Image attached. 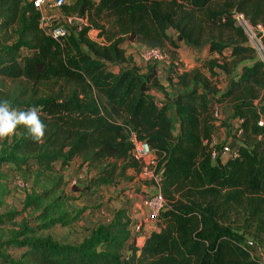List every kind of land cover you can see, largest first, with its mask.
<instances>
[{
    "label": "trees",
    "instance_id": "trees-1",
    "mask_svg": "<svg viewBox=\"0 0 264 264\" xmlns=\"http://www.w3.org/2000/svg\"><path fill=\"white\" fill-rule=\"evenodd\" d=\"M234 10L251 24L264 26V0H100L96 5L87 0L86 26L55 41L41 30L40 13L30 3L0 0V101L23 111L37 108L45 125L39 141L23 126L0 139V169L21 172L25 167L50 185L41 195L28 194L24 208L48 197L52 204L61 202L54 196L64 185L61 170L74 159L95 172L88 190L113 185L130 170L139 172L141 164L132 157L133 137L145 141L163 167L165 207L158 231L132 236L126 208L117 209L107 224L90 228L77 245L27 238L30 227L24 226L6 242L23 249L20 260L260 264L227 222L234 212L264 224V150L261 143L247 144L264 139L254 103L264 97V67L232 19ZM92 30L97 31L95 40L89 36ZM176 42L216 56L201 60V69L177 74L180 91L173 100V119L165 103L159 107L151 94L159 86L155 66L139 73L124 46L170 47L173 64ZM218 72L232 78L224 92L210 95ZM223 104L230 105L232 121L242 120V135L237 158L213 165L204 142L215 133L214 107ZM11 216L0 215V224ZM43 218L45 214L39 220ZM76 220L54 219L48 226ZM0 259L8 263L2 255Z\"/></svg>",
    "mask_w": 264,
    "mask_h": 264
},
{
    "label": "rangeland",
    "instance_id": "rangeland-1",
    "mask_svg": "<svg viewBox=\"0 0 264 264\" xmlns=\"http://www.w3.org/2000/svg\"><path fill=\"white\" fill-rule=\"evenodd\" d=\"M67 5L63 6L59 11L68 16H75L78 7L79 0H65ZM100 0H91L93 4H98ZM90 38L97 39V31L92 30L89 33ZM3 41V33L0 32V43ZM97 41H102L98 39ZM125 47V46H124ZM127 52L131 51L130 54L136 56L138 51L135 47L124 48ZM181 53L187 52L190 57H193L195 48H189L186 45L180 47ZM183 50V51H182ZM165 52L170 56L172 52L171 48L165 49ZM200 52V51H199ZM199 52H196L199 54ZM128 58L129 53H127ZM204 56H197L196 59L182 58V54H176L177 62L180 67H174L172 64L165 65L164 67L156 71L157 80L159 86L156 90H153L156 95V100H166L165 105L169 109V113L172 112L171 102L166 96L177 90L176 77L177 74H181L185 71L193 68H199L202 66L200 59ZM255 57V55H254ZM245 63V62H244ZM131 64V62H130ZM139 73L144 74L145 69L142 70L138 67ZM208 75V72H205ZM225 83L224 75L218 72L216 77L212 79L211 85L212 90H217V87H221V84ZM3 84L8 87L11 84L8 81H4ZM219 87V88H220ZM211 90V91H212ZM165 95V96H164ZM218 119L216 122H220L221 113L218 112ZM224 125V122L219 123L215 129L217 137L221 143H225L229 136V128ZM174 133L176 134V128ZM8 137L4 138L7 139ZM2 139V140H4ZM248 141H246L247 143ZM256 143H261V148L264 150V139L257 138L249 141L247 144L253 146ZM56 169L59 165L55 166ZM64 185L61 190L57 191L54 196H59L61 202L52 204V197L43 198L36 204L24 208L25 197L30 194L31 196H38L47 189L50 185L45 177H39L36 175V171L22 168L21 172L16 170H8L4 167L0 169V215L12 214L10 219H2L0 224V255L8 262L7 264H30L24 260H20L23 249H17L13 245H7L12 236L18 234L24 226H29L31 233L25 235L27 238L34 239H49L57 244H68L77 245L82 242L87 236L88 231L93 226L98 224H107L114 215V207H118L116 201L121 197L123 198V204L128 203V197L139 195V201L142 207V198L144 197L145 186L149 184L148 181L142 180L139 176V172L130 170L126 174V178L121 179L107 187L106 193L100 188L88 190V183L95 174L94 171L90 170L89 167L79 164L70 170V167L63 168L61 170ZM22 179L26 184L24 188H18L15 184L17 179ZM151 185V183H150ZM110 188V189H108ZM144 188V189H143ZM87 195V196H86ZM105 206L107 208L105 209ZM119 209V208H118ZM114 211V212H113ZM42 220H39L41 216H44ZM129 214V213H128ZM261 216L264 221V210ZM130 215V214H129ZM130 217V216H129ZM63 222L77 218L76 222L69 224L62 223H51L54 219H61ZM228 225L238 235L243 236V246H245L255 257L260 264H264V224L260 225L255 220H249L244 218L243 213H232ZM155 229L150 228L147 232L152 229L159 230V224L151 223ZM261 226V227H260ZM19 238V240H21ZM128 252V250H127ZM1 260V259H0Z\"/></svg>",
    "mask_w": 264,
    "mask_h": 264
},
{
    "label": "built area",
    "instance_id": "built-area-1",
    "mask_svg": "<svg viewBox=\"0 0 264 264\" xmlns=\"http://www.w3.org/2000/svg\"><path fill=\"white\" fill-rule=\"evenodd\" d=\"M30 3L35 10L40 13L39 25L43 33L55 41L69 37L71 34L76 35L81 31L83 26H86V20H78L75 16H68L60 13V9L67 5L65 0H25ZM232 19L237 27H239L246 37V45L253 49L255 53V60L263 64L264 67V26L262 24H251L245 16L237 11L232 12ZM133 64L146 70L148 66H155L161 63L172 64L168 54L157 47L142 46L136 52V56H131ZM174 67H180L177 60L173 62ZM255 105L260 111V118L257 122L258 126L264 127V97L255 100ZM159 107H162V102H157ZM219 106L214 107L213 116L217 120ZM242 120L237 119L234 124L230 125L228 140L221 143L212 136L209 141H205L210 155V161L213 165H222L230 159L237 158V149L240 146L242 129L240 124ZM230 141H235L236 147L231 145ZM133 150L132 157L141 164L139 176L144 181H148L144 197L142 198L143 217L136 223L131 224L132 236H146L143 232V219L153 224L158 223L160 212L165 207V200L161 192V176L163 174V167L158 165L156 156L145 141H138L135 137L132 138ZM151 183V185H150ZM18 188L26 187L22 179H17L16 184ZM155 231V230H154ZM152 232V231H151ZM127 249L124 250L123 255H127Z\"/></svg>",
    "mask_w": 264,
    "mask_h": 264
},
{
    "label": "crops",
    "instance_id": "crops-1",
    "mask_svg": "<svg viewBox=\"0 0 264 264\" xmlns=\"http://www.w3.org/2000/svg\"><path fill=\"white\" fill-rule=\"evenodd\" d=\"M64 14V13H63ZM91 39H93V38H91ZM176 44H177V49H176V54L177 53H179V55H181L182 54V58L184 59V58H186V59H189V58H191V59H194V57H195V59H196V57L198 56H200V55H202V56H204L202 59H200V61L201 60H203L204 58H211V57H215L216 55H212V56H207V51L206 50H201V49H195V52L193 53V52H191L192 54H194L193 55V57H190V55H188V53L187 52H182L181 53V50H180V47L182 48V45H183V43H181V42H176ZM185 45V44H184ZM135 47V49H139L140 47H142V46H144V45H142V44H140V43H127V44H125V47L124 48H126V47ZM183 51V50H182ZM200 51V52H199ZM130 52L131 51H127L126 52V55H127V53H129V55H131V56H135L134 54H130ZM196 52H199V54L198 53H196ZM225 53L226 54H228V51H225ZM165 65H169V64H167V63H161V64H157V65H155V70L156 71H158L160 68H161V66H165ZM223 75H224V79H225V83L224 84H221V87L219 88V87H217V90H212V91H210V95H212V94H215V95H218V94H220V93H222V92H224L225 90H226V88L228 87V85H229V82H230V80H231V78H232V75H230V74H225V73H223ZM156 90V89H155ZM180 91V88H178L177 90H175V91H173L171 94H170V96H166V98H170L171 99V109H172V112L171 113H169V115H170V117H172L173 119H175V115H174V111H173V108H174V105H173V100H174V98H175V96H176V94L178 93ZM151 94L152 95H156L155 93H154V91L152 90L151 91ZM165 96V95H164ZM157 102H166V100H163V101H159V100H157ZM262 110H264V107L262 106V108H261ZM219 112L221 113V118H220V120H222V121H220V122H215V128L218 126V124L220 123H222V122H224V125L226 126H228L227 128H229L230 127V125L231 124H234V121H232L231 120V108H230V105H228V104H223V105H219ZM177 131V130H176ZM213 136H215L216 137V139L219 141V137H217L218 135H217V133L215 132L214 133V135ZM228 140V139H227ZM231 142V145L232 146H234V147H236V142L235 141H230ZM79 164H81V161L79 160V159H74L72 162H71V164L69 165V167H70V170L72 169V168H74L75 167V165L76 166H79ZM145 188H146V186H145ZM100 189L101 190H104L105 191V193H106V190H107V187H100ZM108 189H110V188H108ZM144 189V188H143ZM87 196V195H86ZM139 195H135L134 197H132V196H129L128 197V203H125V205L123 204V198L121 197L118 201H116V204H118V207L116 206V207H114L113 209L114 210H117L118 208H126L127 209V211H128V213L130 214L129 216H130V219H131V221H132V223L134 224V223H136V222H138L139 220H141L142 219V217H143V210H141V205H140V201H139ZM107 208V206H105V209ZM114 212V211H113ZM149 227L150 228H153V229H155L153 226H151V222H147L145 219H143V232H146L147 233V231H148V229H149ZM153 229L151 230V231H153ZM150 231V232H151ZM150 232H148L147 234H149ZM0 264H5L2 260H0Z\"/></svg>",
    "mask_w": 264,
    "mask_h": 264
},
{
    "label": "clouds",
    "instance_id": "clouds-1",
    "mask_svg": "<svg viewBox=\"0 0 264 264\" xmlns=\"http://www.w3.org/2000/svg\"><path fill=\"white\" fill-rule=\"evenodd\" d=\"M18 126L27 129L28 134L36 141L44 136L45 125L37 108L23 111L12 108L7 100L0 101V139L11 137Z\"/></svg>",
    "mask_w": 264,
    "mask_h": 264
},
{
    "label": "water",
    "instance_id": "water-1",
    "mask_svg": "<svg viewBox=\"0 0 264 264\" xmlns=\"http://www.w3.org/2000/svg\"><path fill=\"white\" fill-rule=\"evenodd\" d=\"M87 0H81V4L78 7V10L75 14V18L78 20H82L84 18V8L86 5Z\"/></svg>",
    "mask_w": 264,
    "mask_h": 264
}]
</instances>
